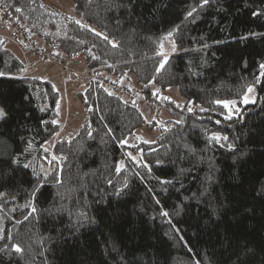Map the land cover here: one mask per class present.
Instances as JSON below:
<instances>
[{"label": "trees", "instance_id": "trees-1", "mask_svg": "<svg viewBox=\"0 0 264 264\" xmlns=\"http://www.w3.org/2000/svg\"><path fill=\"white\" fill-rule=\"evenodd\" d=\"M70 1L75 17L61 22L65 33L59 35V49L66 58L84 53L88 70L107 78L87 82L78 95L86 111L84 127L57 139L49 151L67 156L65 187L80 188L63 203L73 211L81 207L90 219L78 223L68 212L49 215L46 209L57 192L53 184L38 194L39 216L23 219L27 209L20 206L36 182L32 169L23 164L30 162L37 170L47 166L40 146L61 128L51 123L59 119L60 95L51 82L25 76L23 63L0 39V72L5 73L0 76V108L6 113L0 119V192L6 196L0 202V229L5 237L12 235L11 241L0 239V249L11 243L24 249L23 254L10 248L0 252V264H237L238 257L239 264H264V78L255 83L264 62V14L253 16L264 13V0H211L195 22L184 17L200 0H124L125 7L111 13L98 8L97 0ZM25 3L0 0V21L1 12L28 21ZM74 20L108 34L119 46L112 48ZM177 25L179 50L156 75L160 58L154 41ZM102 81L129 89L125 84L132 81L135 92L110 96ZM249 84L254 85L255 102L241 106L238 117L223 121L219 107L209 102L239 100ZM170 87L186 102L181 107L163 102L170 118L147 124L137 93L141 101L153 103V88ZM189 106L213 111L188 112ZM217 119L222 120L219 125ZM144 126L156 130L155 143L133 137L136 148L119 145ZM109 129L115 139L106 135ZM211 132L226 136L221 143L232 144V149L209 144L206 136ZM69 137L74 138L71 143ZM29 143L32 149L25 152ZM138 150L152 168L151 177L126 156ZM21 153L20 165H14L13 158ZM121 160L126 168L117 176L115 165ZM157 160L162 163L157 165ZM125 177L128 186L117 194ZM107 179L113 180L112 186ZM160 179L172 183L161 184ZM161 208L167 217L160 215ZM41 237H50L44 241L43 256Z\"/></svg>", "mask_w": 264, "mask_h": 264}, {"label": "rangeland", "instance_id": "rangeland-1", "mask_svg": "<svg viewBox=\"0 0 264 264\" xmlns=\"http://www.w3.org/2000/svg\"><path fill=\"white\" fill-rule=\"evenodd\" d=\"M25 2L28 21H22L19 18L10 19L4 12H1L0 39L5 47L23 63L25 76L47 80L59 92L60 137H54L46 144L50 150L52 148L50 145L57 139L65 135H74L85 120L86 111L78 95L84 91L87 82L94 77L106 76L101 71L88 70L84 53L66 58L59 49V35L65 33V29L62 28L63 32L61 30L60 26L63 24L61 22L72 20L75 17L73 3L70 0H25ZM166 48H168L167 42ZM51 56H54L53 61H50ZM125 85L130 87L132 93L135 92L132 81ZM155 89L157 88H153L152 92ZM141 95L137 93L138 107L147 124L158 125L170 118L163 102L169 101L178 105L186 102L175 87L160 89L158 96L170 97L167 101L155 96L156 102L148 103L141 101ZM252 95L255 99V93ZM241 106L244 104H239V108ZM192 108L200 111V106H192ZM155 134V129L144 126L127 140L131 144L132 138L139 136L140 141H153ZM5 198L4 195L0 202Z\"/></svg>", "mask_w": 264, "mask_h": 264}, {"label": "snow or ice", "instance_id": "snow-or-ice-1", "mask_svg": "<svg viewBox=\"0 0 264 264\" xmlns=\"http://www.w3.org/2000/svg\"><path fill=\"white\" fill-rule=\"evenodd\" d=\"M211 2V0H200L199 4L194 5L190 8L189 11H187V13L185 14L184 19L188 20L189 18H192V22H195L196 17L198 16L199 10L203 9L205 5L209 4ZM89 3H92V0H89ZM97 6L98 8L102 9L105 13H111L114 10H118L120 8L125 7L124 4V0H97ZM41 7H43V5H41ZM16 12H21V8L17 7L15 9ZM99 14V13H98ZM264 13L261 12H253V16H259L262 15ZM74 22L79 25L81 28L88 30L89 32L93 33L95 36L100 37L101 39H103L107 44H109L112 48H116L119 46V42L116 41L114 38H110L108 34L98 31L97 29L91 27L90 25L83 23L81 20H74ZM118 23H120L119 21H117ZM180 25L175 26L174 28H172L171 30H169L167 33L161 35L155 42L156 44V51H155V56L159 57V64L158 66L155 68V73L156 75H158L166 66V64L169 61V57L171 54L177 52L178 49V45L176 43L175 40V35L176 33L179 32L180 30ZM134 31V29H133ZM166 42L168 45V48H166ZM203 47L207 48L208 45H204ZM93 59H99V57L93 56ZM111 67V65H109ZM5 75V73L0 72V76ZM261 78H264V62L259 64V74L256 76L255 79V83H260L261 82ZM156 80V76L154 75L152 80L149 82L151 84H154ZM113 83H117V81H113ZM122 83V81H121ZM147 87V85H146ZM53 89L55 90V86H53ZM108 95H114L113 92H111L109 89L105 88L104 89ZM255 91L254 85L253 84H249L247 85L246 91L243 92L241 98L239 100L236 99H215L210 101L209 103L217 105L219 107L220 111V116L222 117L223 121H231L233 119L234 116H239L240 112H239V104H244L247 105L249 103H254L255 99L254 96L252 95ZM160 93V89L157 88L153 91V96H156L157 98L163 99L165 101L170 100V97L167 96H163L160 97L158 96V94ZM124 103H127V101H124ZM192 102H189V104L191 105ZM133 107L136 106L135 101L132 102ZM177 107H181V105H177ZM59 108V101L57 102V109ZM199 110L201 112H209V111H213L212 109L209 108H204V107H200ZM41 111H44V109L42 108ZM188 112H192L193 108L191 106H189L187 108ZM57 115H59V112L57 111ZM6 116L5 111L0 108V119H4V117ZM221 119H217L214 122L219 125L222 122ZM47 123V122H44ZM51 123L53 125H57L59 123L58 120L53 119L51 121ZM177 124H181L182 121H176ZM81 127H84L83 125H81ZM169 128L165 127V131H168ZM77 135H79V133H77ZM89 138H92V131H88L87 133ZM106 135L112 136L113 139H115L114 134L112 133L111 129L108 130V132L106 133ZM54 137H60V132L57 131L54 133ZM137 140H140L141 138L139 136L135 137ZM63 139V138H61ZM72 139H74L73 137H69L68 138V143L72 142ZM207 142L209 144L211 143H216V144H220L222 147H227L229 149H232L233 145L232 144H222V141H227V137L226 136H221L219 133L217 132H211L206 136ZM49 142L45 141V144H48ZM119 145L121 146H127V147H131V148H136L137 146L135 144H129L128 140L125 139H120L118 141ZM143 143L145 144H150V143H155V141H148V140H144ZM45 144H42L40 147L43 149V153L45 154L43 157H41V159L45 160L47 162V166L45 164H41L39 167V170H37V168L33 167V165L29 162V163H24L23 167L25 169L31 168L32 169V175L35 178V184L32 187V189L29 192V197L26 201V203L24 205H21L20 208L23 211L24 209H27V214L24 215L23 219L24 220H28L30 217L33 216H39L40 214V209L37 208V200H38V194L40 192V190L47 184H53L57 187V192L55 194L54 197V202L52 204V206L49 209H46V211L49 213V215H55V214H61L63 212H68L69 216L72 215H76L77 217V222L79 223L80 221H89V217L87 215V212L84 211L81 207H77L75 209V211H73L72 209H70L65 203H63V201L65 200H70L72 199V196L74 193H76L77 191L80 190V188L78 187H65V180L63 178V173H64V163L65 161H67V156L63 155V153H61L60 155H56L55 153H50L49 151V147H46ZM50 147H55V143H52L50 145ZM189 152H193L194 153V149H191L188 145L184 146ZM30 149H32V144L29 143L27 145V147L25 148V152H28ZM153 151H155V149H153ZM23 155V153L19 154L17 157L13 158L12 163L14 165L19 166L20 165V159L19 156ZM126 156L128 158V160H130L134 166V168H144L147 170L149 177H151L152 174V168L149 164V162L145 161L144 156H143V150H138L136 155H133L132 152H127ZM162 163V161L157 160L156 164L160 165ZM126 165L125 162L123 160H121L120 162H118L115 165V173L117 176H119L121 174V172L123 170H125ZM181 173H183V169L180 170ZM137 176L140 175L139 172L135 173ZM85 176L87 175V173L84 174ZM159 179V178H157ZM80 181H81V185L80 187L84 186V177L81 176L80 177ZM106 183L110 186L113 185V180L112 179H107ZM160 183L161 184H171L172 181L171 180H163L160 179ZM128 186L127 184V177H125L124 179V183L122 185L121 188H116V193L119 194L123 188H126ZM60 189H64L63 191H60ZM5 193L0 192V199H2L4 197ZM85 201L87 200V193H85V197H84ZM80 201L76 200V204L79 205ZM156 203L159 204V200H156ZM2 205H0V209H2ZM15 209H13L14 211ZM160 215L167 217L169 215V213L164 210L163 208H161L160 211ZM91 222H94V219L91 220ZM16 223H21V221H16ZM169 223H171V221H169ZM178 231V230H177ZM7 238L9 241L12 240V235L11 232H8L5 235L3 234V230L0 229V239H5ZM50 237H41V241H40V246H41V252L39 253V255L43 256L44 255V251H43V244L44 241L49 239ZM181 239H183V237H181ZM14 251L17 254H23L24 249L21 247V245L16 244V243H11L10 245L6 244L4 246V248L0 249V252L5 251L7 249H9ZM249 252L251 250H248ZM247 254V253H246ZM194 264H200L199 260H196L194 262ZM237 264H239V257L237 258Z\"/></svg>", "mask_w": 264, "mask_h": 264}, {"label": "built area", "instance_id": "built-area-1", "mask_svg": "<svg viewBox=\"0 0 264 264\" xmlns=\"http://www.w3.org/2000/svg\"><path fill=\"white\" fill-rule=\"evenodd\" d=\"M25 37V36H24ZM54 60V56L50 57V61ZM104 88L109 89L111 92H113L114 94H122V95H130V89L127 87H123V88H118L117 86H111L107 81H102L101 82Z\"/></svg>", "mask_w": 264, "mask_h": 264}]
</instances>
